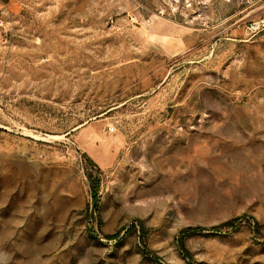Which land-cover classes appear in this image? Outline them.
I'll return each instance as SVG.
<instances>
[{"label": "rangeland", "instance_id": "374dc122", "mask_svg": "<svg viewBox=\"0 0 264 264\" xmlns=\"http://www.w3.org/2000/svg\"><path fill=\"white\" fill-rule=\"evenodd\" d=\"M264 0H0V264H264Z\"/></svg>", "mask_w": 264, "mask_h": 264}, {"label": "built area", "instance_id": "2783aa9c", "mask_svg": "<svg viewBox=\"0 0 264 264\" xmlns=\"http://www.w3.org/2000/svg\"><path fill=\"white\" fill-rule=\"evenodd\" d=\"M249 28L256 32L264 29V10H263V15L259 17L257 20H254L250 23Z\"/></svg>", "mask_w": 264, "mask_h": 264}]
</instances>
